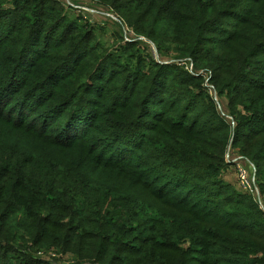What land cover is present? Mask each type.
Returning a JSON list of instances; mask_svg holds the SVG:
<instances>
[{
	"label": "trees",
	"instance_id": "1",
	"mask_svg": "<svg viewBox=\"0 0 264 264\" xmlns=\"http://www.w3.org/2000/svg\"><path fill=\"white\" fill-rule=\"evenodd\" d=\"M92 1L0 0V264H264V0Z\"/></svg>",
	"mask_w": 264,
	"mask_h": 264
},
{
	"label": "rangeland",
	"instance_id": "2",
	"mask_svg": "<svg viewBox=\"0 0 264 264\" xmlns=\"http://www.w3.org/2000/svg\"><path fill=\"white\" fill-rule=\"evenodd\" d=\"M62 3H64L66 8L69 9V15L71 17L82 16L86 19L90 26L93 27L94 33L93 38L91 39V44L99 42L106 45L107 47H111L122 42L124 39H132L135 36L125 26L120 25L118 21L115 20L113 14H111L106 9L95 5L92 0H88V2L83 0H63ZM117 59L120 61L122 59L125 60V58L123 56L121 57L120 54L117 55ZM216 100L218 102V110L220 114L224 117H227L225 114L227 113L226 99L216 98ZM227 159L228 168L222 177L223 181L226 184L233 186L238 192L245 191L240 186L238 177L237 164L240 163V158L237 156L236 152H233L232 149H230L227 154ZM243 166L245 165L243 164ZM250 176L253 180V183H255V175L252 173ZM256 198L260 199V196L257 195ZM38 257L44 259L56 258V256L52 253L49 254L44 252H39ZM64 260L66 259L64 258Z\"/></svg>",
	"mask_w": 264,
	"mask_h": 264
},
{
	"label": "built area",
	"instance_id": "3",
	"mask_svg": "<svg viewBox=\"0 0 264 264\" xmlns=\"http://www.w3.org/2000/svg\"><path fill=\"white\" fill-rule=\"evenodd\" d=\"M152 56L155 60H158L159 58L157 50L154 46H152ZM187 69L189 68L187 67ZM237 170L240 185L243 187V189L247 190L255 196V194H257V187L255 186V183H253V180L248 170L241 163L237 164Z\"/></svg>",
	"mask_w": 264,
	"mask_h": 264
},
{
	"label": "crops",
	"instance_id": "4",
	"mask_svg": "<svg viewBox=\"0 0 264 264\" xmlns=\"http://www.w3.org/2000/svg\"><path fill=\"white\" fill-rule=\"evenodd\" d=\"M59 1L63 2V0H59ZM83 1L88 2V0H83Z\"/></svg>",
	"mask_w": 264,
	"mask_h": 264
}]
</instances>
